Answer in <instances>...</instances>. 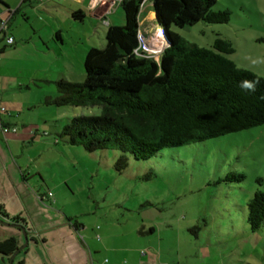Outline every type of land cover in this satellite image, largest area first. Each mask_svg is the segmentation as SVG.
Instances as JSON below:
<instances>
[{"label":"rangeland","instance_id":"1","mask_svg":"<svg viewBox=\"0 0 264 264\" xmlns=\"http://www.w3.org/2000/svg\"><path fill=\"white\" fill-rule=\"evenodd\" d=\"M216 1L215 11L231 13L227 23L199 22L174 27L173 32L204 48H211L219 38L229 40L235 52L227 57L239 68L264 78V0ZM147 7L155 13L153 2L147 1L142 18ZM153 25L154 33L163 32L156 19ZM103 35L104 39L96 40L99 48L106 46L104 31ZM21 59L6 56L4 60L7 76L1 83L5 98L0 108L16 122L17 133L12 134L19 136L25 127L33 130L10 145L0 140V175H9L17 183L25 177L39 200L53 196L39 201L51 209L48 214L32 207L19 214L47 236L49 243L44 245L41 237L28 246L23 241L25 250L13 264L20 258H52L59 251L63 258L62 242L51 230L58 225L64 232L75 231L76 224L80 225L76 235L86 243L87 251L100 246L91 257L101 264L104 258L126 252L135 242L130 234L136 236L143 221L156 229L153 235L142 237L143 250L162 242L161 251L168 257L178 252L187 258H202L203 264H264V226L253 233L246 219L248 201L257 191L264 192V126L165 149L148 161L126 154L129 165L120 173L116 163L121 152L89 153L59 137L70 118L97 116L102 108L47 105L46 97L58 95L56 84L27 87L20 82L16 75L27 73ZM60 123L56 128L54 124ZM194 227L200 229L197 234L190 231ZM132 254L126 255L136 258Z\"/></svg>","mask_w":264,"mask_h":264},{"label":"trees","instance_id":"2","mask_svg":"<svg viewBox=\"0 0 264 264\" xmlns=\"http://www.w3.org/2000/svg\"><path fill=\"white\" fill-rule=\"evenodd\" d=\"M147 1L153 2L165 37L159 59L135 52L140 46L141 11ZM120 2L125 24L107 30L105 47L89 50L85 81H58L57 97L45 102L56 107L102 108L97 116L70 118L59 134L61 139L89 153L121 152L116 170L122 173L129 165L126 154L148 161L165 149L264 126V78L239 68L227 57L235 52L232 43L219 38L211 48H204L172 30L199 22L227 23L229 11H215L216 0ZM74 16L80 20L81 13ZM245 83L254 90L245 88ZM246 219L253 233L262 229L264 192L257 191L248 201ZM13 221L27 225L20 216ZM79 227L75 225L76 230ZM198 230L190 231L197 234ZM18 245L19 240L11 237L0 242V253L10 255Z\"/></svg>","mask_w":264,"mask_h":264},{"label":"crops","instance_id":"3","mask_svg":"<svg viewBox=\"0 0 264 264\" xmlns=\"http://www.w3.org/2000/svg\"><path fill=\"white\" fill-rule=\"evenodd\" d=\"M120 1L50 0L41 3L38 0H0L1 17L8 21V29L0 33V104L5 98L4 94H1V83L7 76L3 71L6 56L22 57V62L19 63H23L24 71L26 69L27 73H18L16 76L20 82L24 81L27 87L33 84L54 85L61 80L83 83L86 79L84 63L89 50L98 46L97 39H104L103 31L106 34L110 27L123 25L125 16L120 13ZM143 11L144 8L141 12V33L151 45L163 46L164 34L161 31V34L154 33L153 23L156 14L147 7V14L142 18ZM78 12L81 13L80 20L74 16ZM8 37H13L15 42L8 44ZM104 44L102 43V46ZM9 114L4 116L0 112V121L16 126V122L11 120L12 116ZM62 123L58 126L54 125L59 128ZM25 129L27 130H23L19 136L12 133L6 136L0 134V140L4 139L10 145V142H16L17 139H25L31 134L33 128L25 127ZM3 176L0 175V207L2 206L8 215L26 213L31 207L40 214L50 212L51 209H47L46 205L40 203L51 197H46L47 200L44 198L39 200L37 198L39 194L29 186L30 183L25 177L17 183L9 175L5 178ZM31 225L33 226V223ZM52 229L51 233H56L54 237H59L62 242L66 253H63V258H60L62 253L59 251L52 258H30L28 261L20 258L24 264H97L96 258H92L91 255L93 251L98 252L97 249L100 250V246L95 248V245L89 242V247L93 246L95 250L88 249V252L84 247L86 243L83 245L76 235L78 230L75 229V232L70 228L64 232L58 228V225ZM137 229L136 236L130 234L135 242L126 247V252L125 250L121 253L115 251L117 258H104L101 264H203L202 258H187L178 252L169 257L163 255L162 242L158 247L147 246V249L143 250L146 242L142 237L153 235L156 229L153 224L147 225L145 221ZM32 232L35 238L41 237L44 240V245L49 243L48 237L39 233L35 226ZM11 236L19 238L15 229L0 224V241ZM129 251L136 258H129L130 255H126ZM97 259L101 260V258ZM15 261H18V258H15L14 263ZM9 262V258H0V264H9Z\"/></svg>","mask_w":264,"mask_h":264},{"label":"built area","instance_id":"4","mask_svg":"<svg viewBox=\"0 0 264 264\" xmlns=\"http://www.w3.org/2000/svg\"><path fill=\"white\" fill-rule=\"evenodd\" d=\"M41 3L43 2H49L50 0H39ZM8 29V21L5 19H2L1 13H0V33L3 31H6ZM139 41H140V46L139 48L135 51L137 54L140 53H145L147 57H155L156 59H159L160 55L163 52L164 49V44L163 46H156V45H151L147 38L140 32L139 34ZM8 44H13L15 42L13 37H8L7 38ZM6 111L5 108H0V112ZM9 133H17V128L14 126H10L8 124H4L2 121H0V134L6 136ZM53 195L50 194L49 197H52Z\"/></svg>","mask_w":264,"mask_h":264},{"label":"flooded vegetation","instance_id":"5","mask_svg":"<svg viewBox=\"0 0 264 264\" xmlns=\"http://www.w3.org/2000/svg\"><path fill=\"white\" fill-rule=\"evenodd\" d=\"M45 214H47V213H45ZM18 216H20V215L10 216L7 213H5V211L1 210V208H0V220H2L4 223H8L10 225H16V227H11V226H7V227H10L11 229L12 228L15 229V231L17 232V234L19 236V238L16 237L19 240L18 248L13 253H11L10 255L0 253V258H9L10 259L16 253L17 250H20L21 249V251L19 252V254H21L25 250V249H22L23 248V241H25V238L23 239V236L24 235H23L22 228H25V232H26V234L28 236V239H29V244H30L31 241L37 242V240L34 237V234L32 232V225L30 223H28L26 221L27 225H24L23 223L21 224V222H19V221L18 222H14L13 221V219L15 217H18ZM20 218L23 219L21 216H20ZM0 224L3 225L4 227L6 226V225H4L2 223H0ZM11 237H15V236H11ZM11 237H9V238H11ZM9 238H7V239H9ZM7 239H4L3 241H5ZM0 242H2V241H0ZM18 255L15 258H17Z\"/></svg>","mask_w":264,"mask_h":264},{"label":"water","instance_id":"6","mask_svg":"<svg viewBox=\"0 0 264 264\" xmlns=\"http://www.w3.org/2000/svg\"><path fill=\"white\" fill-rule=\"evenodd\" d=\"M0 223L4 224L6 226L16 227V225H10L8 223H4L2 220H0ZM22 231H23V235H24V238H25V241H26V245H28L29 244V239H28V236H27V234L25 232V228H22ZM22 249H25V246H23ZM20 251H21V249L17 250L16 253L12 256V258L9 259V261H10L9 264H13L14 263L15 257L19 254Z\"/></svg>","mask_w":264,"mask_h":264},{"label":"clouds","instance_id":"7","mask_svg":"<svg viewBox=\"0 0 264 264\" xmlns=\"http://www.w3.org/2000/svg\"><path fill=\"white\" fill-rule=\"evenodd\" d=\"M244 87L247 88V89H253L254 90V86L252 84H250V83H245Z\"/></svg>","mask_w":264,"mask_h":264},{"label":"bare ground","instance_id":"8","mask_svg":"<svg viewBox=\"0 0 264 264\" xmlns=\"http://www.w3.org/2000/svg\"><path fill=\"white\" fill-rule=\"evenodd\" d=\"M163 33V32H162ZM161 34V33H160Z\"/></svg>","mask_w":264,"mask_h":264}]
</instances>
